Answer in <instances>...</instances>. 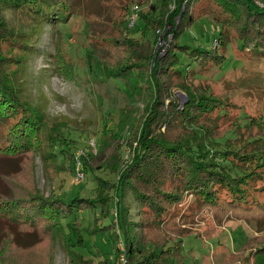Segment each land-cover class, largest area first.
I'll list each match as a JSON object with an SVG mask.
<instances>
[{"label":"rangeland","instance_id":"374dc122","mask_svg":"<svg viewBox=\"0 0 264 264\" xmlns=\"http://www.w3.org/2000/svg\"><path fill=\"white\" fill-rule=\"evenodd\" d=\"M152 2L159 3L158 0ZM129 6L134 20L131 24L127 14ZM168 9L173 10L170 6ZM161 11L163 17L167 7ZM76 12L65 22L37 26L12 8H0L3 21L26 35L22 43L32 45L28 56L24 51L21 53L26 56L22 63L10 64L4 71L15 77L21 97L38 108L47 121L34 140L33 146L37 147L22 154L0 156V201L23 197L31 188L43 197L58 196L64 200L93 197L96 180L90 172L84 171L80 157L94 169L97 177L110 180L117 176L137 145L139 130L151 108L149 90L142 87L140 94H135L130 84L137 72L130 69L117 73L118 68L105 56L120 53L118 33L122 25H127L126 39L140 45H153L159 59L171 41V24L166 23L164 28L157 30L146 26L141 14H152L148 0H81ZM221 26L222 22L211 13H204L183 26L176 39L187 49L177 50L179 62L175 66L183 74L194 71V82L209 87L215 93L214 98L221 97L229 103L230 115L221 117L215 111L211 113L209 117L215 118V126L209 131L221 136L241 116L242 123L247 125L240 129L243 132L240 139L246 141V138L264 134V121L261 120L264 119V56L258 59L256 49H241L242 42L233 39L226 44L225 58L220 66L201 70L187 54L191 49L212 48ZM91 35L101 38L96 48L90 43ZM9 54L18 56L17 50H10L0 42V55ZM128 55L122 57L123 67L127 66ZM16 68L21 69L14 74ZM156 98H159L157 92ZM161 98L165 105L174 101L182 106L187 95L175 89ZM120 111L126 116L124 121H119ZM247 116L253 119L249 121ZM152 120L154 124L148 127L150 135L166 129L163 124H155L156 119ZM47 125L49 132L57 137L51 161L45 160L41 148L46 141ZM177 133L181 138H191L189 129L173 131ZM117 147L122 151L120 161ZM125 201L130 207L126 220L136 221L139 207L132 194L128 193ZM191 201V193L184 192L169 220L170 226L162 227L164 237L178 229L172 226L174 222L183 230L182 264H225L226 255L240 251L252 236L257 243H264L261 213H245L246 219L235 213L224 217L214 208H204L195 215L186 214L189 219L185 220ZM105 212L109 214L101 216L97 206L75 210L64 218L63 222L69 224V231H72L73 246L66 243L61 229L53 234L49 229H39L36 236L31 229L22 231L17 225L0 219V264H97L100 261L111 264L116 246L123 253L124 243L121 236L113 233V228H108L113 221V209H110L111 214ZM256 218L260 220L259 226ZM17 230L21 232L16 238L12 232ZM76 232L81 242L76 241ZM211 232L213 236L206 239ZM159 233L153 231L149 236L154 239ZM72 251L85 260L73 255ZM238 264H264V253Z\"/></svg>","mask_w":264,"mask_h":264},{"label":"trees","instance_id":"16d2710c","mask_svg":"<svg viewBox=\"0 0 264 264\" xmlns=\"http://www.w3.org/2000/svg\"><path fill=\"white\" fill-rule=\"evenodd\" d=\"M148 1L152 14H141L146 26L157 30L164 28L166 23L171 24L172 38L164 55L157 59L153 45H140L126 39L128 27L122 25L117 38L121 41L120 53L105 56L110 64L118 68L117 73H126L130 69L137 72L130 84L135 94H140L142 87L147 88L150 94L148 103L151 108L145 117V124L143 122L139 130L137 145L129 160L117 176L109 180L97 177L94 169L79 156L84 171L90 172L96 180L93 197H74L69 200L58 196L43 197L31 188L23 197L3 198L0 201V219L17 225L22 231L31 229L30 232L35 231L36 236L39 229H49L51 234L61 229L66 243L73 246L72 231H69V224L63 222L68 214L98 206L102 216L109 214L105 210L110 212L113 209V221L108 228H113V233L122 237L127 264H182L183 230L173 221L172 226L178 229L173 230L174 234L164 237L162 227L170 226L172 213L184 192L188 191L192 195L185 220L189 219L186 214L195 215L204 208H214L224 217L235 213V216L246 218V214L253 212L264 216V134L241 140L243 132L240 129L247 125L242 123L241 116H237L239 121L221 136L209 131L215 126V118L209 117L211 113L215 111L221 117L230 115L231 107L224 98H214L212 89L194 82V71L183 74L176 68L179 62L177 50L187 49L178 44L176 36L183 26L190 24L196 17L211 13L222 22L212 48L191 49L187 52L201 70L220 66L225 58L226 44L232 39L242 42L241 49H256L257 58L261 60L264 56V0H174L172 11L168 9L172 0H158L159 3ZM80 2L0 0V8H12L41 26L46 22L57 24L67 21L78 13L76 11ZM164 7H167L166 19L165 15L162 17L161 10ZM131 12L132 7L129 6L127 14L130 16ZM24 36L26 38V35L8 26L0 16V42L18 52L17 57L15 54L0 55V156L22 154L37 147L33 146L34 140L47 123L39 109L21 97L15 77L8 76L4 71L8 65H19L24 61L23 57L25 59L26 56L21 54L23 51L29 55L32 45L25 41L22 43ZM89 40L96 48V42H100L101 38L92 36ZM125 54L129 55L127 66L123 67L121 62ZM20 69L16 68L13 73ZM175 89H181L187 95L184 104L180 106L174 101L163 104L161 96ZM156 92L159 98L155 99ZM124 117L120 111L119 121H124ZM154 119L155 124H163L166 129L150 135L148 127L154 124L150 122ZM252 119L250 117L249 121ZM261 120L264 121L263 118ZM177 129H189L191 138L184 139L178 136L179 133L173 134ZM45 130L47 133L41 147L42 154L45 160L51 161L57 137L49 132V125ZM233 133L235 136L231 135ZM117 153L118 158L122 157L121 148L117 147ZM128 193L132 194L139 207L136 221L126 220L130 209L125 201ZM259 221L256 218L257 226L260 225ZM20 230L12 232L16 238ZM153 231L160 232L154 239L149 236ZM212 233L205 238L213 236ZM76 236V241L81 242L77 232ZM121 253L120 247L116 246L111 264L117 261ZM258 253H264V243H257L252 236L240 251L226 255L225 264H238ZM72 254L83 259L78 253L72 251ZM97 264L108 262L100 261Z\"/></svg>","mask_w":264,"mask_h":264},{"label":"built area","instance_id":"2783aa9c","mask_svg":"<svg viewBox=\"0 0 264 264\" xmlns=\"http://www.w3.org/2000/svg\"><path fill=\"white\" fill-rule=\"evenodd\" d=\"M169 6L171 7V9L174 8V0H172V2L169 4ZM129 18H130V20H129L130 24L134 23V20L131 17V15L129 16ZM206 246H207V244H206ZM125 263H126L125 255H124V253H121L115 264H125Z\"/></svg>","mask_w":264,"mask_h":264},{"label":"crops","instance_id":"0c3cea01","mask_svg":"<svg viewBox=\"0 0 264 264\" xmlns=\"http://www.w3.org/2000/svg\"><path fill=\"white\" fill-rule=\"evenodd\" d=\"M226 255V254H225Z\"/></svg>","mask_w":264,"mask_h":264},{"label":"water","instance_id":"95a60500","mask_svg":"<svg viewBox=\"0 0 264 264\" xmlns=\"http://www.w3.org/2000/svg\"><path fill=\"white\" fill-rule=\"evenodd\" d=\"M183 10V9H182Z\"/></svg>","mask_w":264,"mask_h":264}]
</instances>
